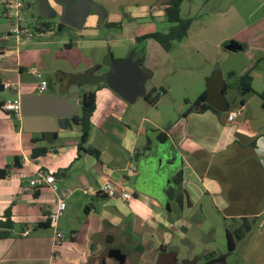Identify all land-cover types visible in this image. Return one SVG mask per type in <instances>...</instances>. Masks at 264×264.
Wrapping results in <instances>:
<instances>
[{"label":"crops","instance_id":"0c3cea01","mask_svg":"<svg viewBox=\"0 0 264 264\" xmlns=\"http://www.w3.org/2000/svg\"><path fill=\"white\" fill-rule=\"evenodd\" d=\"M90 1L101 9L102 21L91 11L81 31L59 29L58 22L38 16L37 11L32 21L41 27L30 40L11 46V21L4 17L5 4L0 0V170L10 167L0 177V221L10 209L13 222L10 236L0 239V264H176L178 255L185 253L190 259L184 264H198L201 258L207 261L204 264L216 260L226 264L229 255L232 264H264L262 232L247 236L227 255L215 243L218 230L225 236V220L247 219L254 227H264V108L259 97L264 91L255 88L264 76V0H202L201 15L194 16L182 15V0L181 17L191 18L192 23L186 38L169 52L145 38L167 32L166 0ZM49 2L59 15L62 7ZM65 29L76 33L64 39ZM229 43L238 50H225ZM192 49L196 55H181ZM120 51L131 54L128 58L114 54ZM228 54H240L243 60L244 70L234 74L236 78L248 71L253 74L252 93L228 96L224 87L229 83L221 74L216 99L207 90L202 92L211 109L198 113L189 112V107L179 118L160 110L169 87L166 80L171 79L172 85L183 79L177 76V66L205 67ZM85 61L88 64H81ZM120 64L118 70L130 80L139 79L135 70L144 76L138 81L143 95L135 91L130 103L104 83ZM103 66L107 71L99 72ZM31 69L39 70L47 82L43 95L76 96L75 115L84 93L95 91L85 147L98 157L78 154L80 131L72 118L59 125L49 144L43 133L24 131L22 116L1 109L5 100L39 95ZM4 84L11 88L5 90ZM75 87L83 89L80 94ZM160 88L165 93L154 106L144 100ZM238 109L241 115L228 123V113ZM51 121L36 118L32 125L48 129L53 127ZM158 146L168 151L165 158L156 156ZM38 148H46L47 153L31 158ZM14 158L18 166L13 165ZM151 158L158 161L161 173L162 164L174 165L167 176L171 186L162 192L164 200L137 184L148 178V170L144 171L148 165L142 169L141 163ZM178 172L182 182L175 191L182 195L181 206L167 195ZM41 173L52 175L60 190L72 191L67 213L56 227L63 235L58 247L55 229L48 224L57 196L47 187L29 188ZM106 182L114 186L115 197L102 192ZM121 191L130 193L131 199L123 202ZM209 219L215 222L209 224Z\"/></svg>","mask_w":264,"mask_h":264},{"label":"rangeland","instance_id":"374dc122","mask_svg":"<svg viewBox=\"0 0 264 264\" xmlns=\"http://www.w3.org/2000/svg\"><path fill=\"white\" fill-rule=\"evenodd\" d=\"M22 2L26 0H21ZM24 7L21 10L22 16H23V26L24 28L28 29L30 33L35 34V22L32 21V14L35 13L37 14V7L34 2L32 3H24ZM202 0H184L182 8H183V13L182 15L185 14H190L192 16L194 15H201L199 13V6ZM28 4V5H27ZM202 4V3H201ZM181 15V16H182ZM54 22H58V19H55ZM194 27H199L198 25H195ZM76 33L75 31H71L69 29H65L62 31L61 35L64 39L68 38V35H73ZM37 40V39H35ZM18 42H22L18 41ZM8 44L11 46H16L17 41L15 40L14 37L10 38L8 41ZM125 51H120V52H115L114 54L116 56L121 55L123 58H128L129 55L131 54L130 52L127 55H124ZM127 52V51H126ZM196 55V51L192 49V52H187V53H182L181 55ZM246 55L247 53H241ZM75 55H78V57L83 56L82 53L77 52ZM240 54H228L226 58H222L220 56L217 57V59L212 63H209L207 66H202L201 65H194V67H181L177 66L176 67V73L177 76L183 77V79L179 80L177 83H173L171 85V79H167L166 83L169 87H166L168 89L167 95L165 98H163L160 103L159 107L160 110L163 113H166L168 115H172L170 118H179L182 116V113L184 114L190 106L194 103V101L197 99V97L204 91L207 90L208 93L212 94V97L216 99L215 95L217 92V88L219 87L220 80H221V74L223 76V79L225 82L229 83V88L227 90L228 96H235L237 94L236 90V76L234 75L231 78H228L229 73L233 74H240V72H243V60L240 58ZM178 59V58H177ZM196 59V58H193ZM80 63V62H79ZM78 63V64H79ZM75 64V62H74ZM81 64H88L86 61L81 62ZM80 64V65H81ZM178 65V63H176ZM107 71V67L103 66L102 69L99 72ZM252 76V81H253V74L251 73ZM147 89L150 88V84H147ZM255 88L258 92H263L264 91V76L262 81L256 82ZM74 90H77L78 94L81 92L83 89L80 88H74ZM157 157H162L165 158L168 154V151L166 148L162 146H158L156 148L155 152ZM164 154V155H163ZM146 165L147 168H146ZM141 168L145 167L147 172H145V177L148 176L145 180L138 181V186L139 188H143L142 191L147 193L150 196L156 197L157 199L164 200L165 196L163 195V191L165 192L168 187L171 186V183H169L167 176L169 175L168 173H172V166L167 164H162V170L163 173L157 171L158 168V161L156 163L155 158H151L150 161L142 162L141 163ZM67 213V211L63 214ZM264 221V218L262 219ZM214 219H209V224L214 223ZM249 225L252 229L243 235L242 240L246 238L247 236H257L259 235V232L264 233V227L260 224H258L259 227H254L252 224H247ZM215 243L217 244V248H219L218 244H220L223 247V255H227L229 252L226 250V244H225V236L223 230H218L217 234L215 235ZM247 247V246H246ZM245 247V248H246ZM241 250L243 252L245 250ZM189 253H185L184 255H178L177 258V263L176 264H184L183 261L184 259H190ZM215 260V259H214ZM207 261L204 259H200L198 261V264H204ZM211 262V261H209ZM208 262V263H209ZM213 264H224V263H213ZM226 264H232V257L231 255L228 256V259L226 260Z\"/></svg>","mask_w":264,"mask_h":264},{"label":"trees","instance_id":"16d2710c","mask_svg":"<svg viewBox=\"0 0 264 264\" xmlns=\"http://www.w3.org/2000/svg\"><path fill=\"white\" fill-rule=\"evenodd\" d=\"M181 3L182 0H166L165 1V19L170 24L166 33H153L145 38H150L155 40L166 52H169L175 43L181 42L186 38L189 27L192 23L191 18H182L181 17ZM48 23V21H46ZM49 24V23H48ZM48 28V25L45 26ZM64 25L58 24V28H64ZM145 38H142L145 39ZM233 73L228 74V78L233 77ZM236 90L241 97L246 96L253 92L252 89V76L251 72L248 71L236 78ZM229 84H226L224 90H228ZM100 88V87H97ZM165 93L164 89H153L150 93L144 96V100L150 105H155L159 97ZM259 97L262 99V107L264 108V92L259 94ZM206 93H202L197 97L192 106H190L189 112L195 111L198 113H202L206 110L211 109L210 106L206 103ZM242 102V101H241ZM95 109V91H87L84 93L82 97V101L79 105V112L72 118V122L79 127L80 131V141L77 145V152H85L88 154L95 155L98 157V153L90 148L85 147L87 139L89 137L91 122L90 118ZM47 153L46 148H38L34 149L31 154V158H37L39 156H43ZM18 159H13V165L18 166ZM10 167L6 166L4 169L0 170V177L4 176V172H6ZM182 175L181 172H178L173 177V183L175 187L170 188L167 191V195L169 199L174 200L182 205V195L177 193L175 190L181 186ZM10 209H8L4 213V220L0 221V239H6L10 236V230L13 228V222L10 219ZM251 224V222L247 219H229L225 220V239H226V250L229 253H233L236 250L237 245L242 242V237L246 233H248L252 228L247 225ZM211 257H209L210 259Z\"/></svg>","mask_w":264,"mask_h":264},{"label":"water","instance_id":"95a60500","mask_svg":"<svg viewBox=\"0 0 264 264\" xmlns=\"http://www.w3.org/2000/svg\"><path fill=\"white\" fill-rule=\"evenodd\" d=\"M36 3L38 16L52 21L58 18V23L69 27L75 31H81L90 12H95L99 15V20L102 21L103 14L101 9L97 8L90 0H52L57 6L62 7V12L58 15L57 12L51 7L49 0H34ZM59 16V17H58ZM35 21V20H34ZM227 51H237L238 48L229 43L224 46ZM127 61L124 65L128 66ZM120 65H115L112 69V74L108 78L110 81L105 80V84L110 87L115 93L122 97L127 102H132L136 92L143 95V88L138 84V81H144V76L135 70L138 75V80H130V76L120 73ZM21 102V116L24 131L30 133H43L47 143H53V138L59 125L66 119H71L75 116L77 110L76 96L72 95L67 98L48 97L47 95L39 94L34 96H22ZM212 104L211 101H209ZM226 106V103L224 102ZM224 106V107H225ZM36 118L42 120H52L53 127L48 129H38L33 127L32 123ZM222 260L211 261L207 264L214 262H221Z\"/></svg>","mask_w":264,"mask_h":264},{"label":"built area","instance_id":"2783aa9c","mask_svg":"<svg viewBox=\"0 0 264 264\" xmlns=\"http://www.w3.org/2000/svg\"><path fill=\"white\" fill-rule=\"evenodd\" d=\"M5 10L4 17L11 21V28L9 30V35L14 37L18 41H27L33 37V33H30L28 29L24 28L23 16L21 13L24 4L21 0H4ZM41 26H35V29ZM30 73L35 77L37 81V93L43 94L47 89V82L44 80L42 73L37 69H31ZM3 88L10 89V84H4ZM1 109L9 113L11 116L16 118H21V102L19 98L5 100ZM242 113V109H238L234 112H230L227 115V122L232 123L237 117ZM47 187L51 192L55 193L57 196L56 205L53 210L49 212L48 224L55 229L54 231V245L58 247L62 240L63 235L60 231L56 229L57 224L66 209V200L72 195V191L68 189L60 190L56 184V181L52 175L49 174H38L37 177L29 182V188H45ZM102 192L109 198L116 196V191L112 183L106 182L102 187ZM119 198L123 201H129L131 199L130 193L127 191H121L119 193Z\"/></svg>","mask_w":264,"mask_h":264}]
</instances>
